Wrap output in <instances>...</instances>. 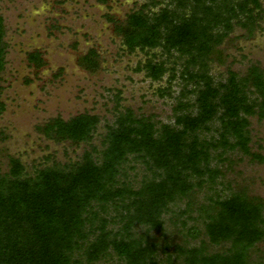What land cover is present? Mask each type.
Segmentation results:
<instances>
[{"label": "trees", "instance_id": "trees-1", "mask_svg": "<svg viewBox=\"0 0 264 264\" xmlns=\"http://www.w3.org/2000/svg\"><path fill=\"white\" fill-rule=\"evenodd\" d=\"M150 4L161 6L140 5L114 30L127 51L150 54L141 67L152 81L176 78L174 65L156 59L161 53L181 64L179 76L191 87L176 97L174 122L126 108L105 126L101 149L90 145L77 161H54L33 175L8 156V170L0 172V264H264V198L229 181L228 192L198 197L220 183L232 154L264 160L249 145L250 118H264L263 70L251 64L243 75L230 68L223 79L210 74L212 62L225 63L222 45L236 27L244 37L259 27L261 0ZM4 36L0 14V73ZM157 47L160 54L150 52ZM79 63L91 73L100 66L93 49ZM4 109L0 101V114ZM98 122L83 112L37 129L78 146L92 140ZM133 163L149 173L138 186L128 174L138 170Z\"/></svg>", "mask_w": 264, "mask_h": 264}, {"label": "rangeland", "instance_id": "rangeland-1", "mask_svg": "<svg viewBox=\"0 0 264 264\" xmlns=\"http://www.w3.org/2000/svg\"><path fill=\"white\" fill-rule=\"evenodd\" d=\"M151 1L0 0L4 40L8 45L5 68L0 73V101L5 104L0 114V172L8 170V156L19 158L26 173L33 175L37 168L54 161L60 164L77 161L84 150H90V145L101 149L105 126L112 124L117 113L126 108L135 115L150 116L156 123L174 122L176 97L182 88L187 91L191 87L179 76V61L173 64L174 58L160 54L159 47L151 49V53L161 55L156 59L168 60V66L174 65L176 69V78L170 83L167 73L160 81H152L141 67L150 54L139 49L128 52L105 19L106 13L123 19L144 3L149 4L150 11H157L161 5H151ZM261 3L263 17L254 34L244 37V31L236 27L222 45L225 63H211L210 74L215 80L225 78L227 68L243 75L251 64L258 65L264 73V0ZM34 48L40 49L47 60L37 74L29 70L25 56L26 51ZM88 48H94L100 56V68L94 73L76 64L77 56ZM83 112L99 118L88 143L81 142L78 146L67 141L56 143L37 129L51 117L67 119ZM249 129L251 151L264 158V118L251 117ZM232 158L235 160L232 165H223L220 183L213 188L209 184L198 197L212 194L214 188L228 192L229 181L230 186L246 184L250 194L264 198V160H251L235 153ZM133 164L138 170H130L128 174L138 186L143 173H149L140 163ZM260 246L264 254V242Z\"/></svg>", "mask_w": 264, "mask_h": 264}, {"label": "flooded vegetation", "instance_id": "flooded-vegetation-1", "mask_svg": "<svg viewBox=\"0 0 264 264\" xmlns=\"http://www.w3.org/2000/svg\"><path fill=\"white\" fill-rule=\"evenodd\" d=\"M102 2H105V1H107V0H101ZM115 1H118V0H115ZM136 9H138V7H136L135 9H132V10H130L128 13H130L131 11H133V10H136ZM127 13V14H128ZM127 14H125V16H124V18L123 19H119V18H117V17H115V15H113V14H105V19H106V21L107 22H109V23H111V25H112V32H113V34H114V36H117V37H119V38H121L120 36H118L116 33H115V30H114V28H115V24L116 23H118V22H121V21H123L124 19H125V17H126V15ZM122 40V39H121ZM6 42V41H5ZM7 43V42H6ZM8 46V45H7ZM89 49H93V50H95L94 48H88V50L86 51V52H84V53H82V54H79L78 56H77V59H76V64H77V66H79L82 70H84V71H86V72H89V71H87L85 68H83L81 65H80V63H79V58L82 56V55H85L88 51H89ZM126 49V48H125ZM127 50V49H126ZM95 52L97 53V55H98V58L100 57L99 56V54H98V52L95 50ZM129 52V51H128ZM133 52V51H132ZM6 53H7V50H6ZM34 55V56H33ZM6 56V55H5ZM25 56H26V63H27V66H28V68H29V70H31V71H33V72H35V74H37V72L38 71H40L41 69H43L46 65H47V60L45 59V57H44V55L42 54V51L40 50V49H38V48H34V49H32V50H29V51H26V54H25ZM99 61H100V58H99ZM99 68H100V66H99ZM98 68V69H99ZM97 71V70H96ZM95 71V72H96ZM89 73H91V72H89ZM94 73V72H93ZM27 80H28V78H26ZM29 83H31V81L29 82ZM56 117V116H55ZM51 118H53V117H51ZM50 119V118H49ZM48 119V120H49ZM47 120V121H48ZM46 121V122H47Z\"/></svg>", "mask_w": 264, "mask_h": 264}]
</instances>
